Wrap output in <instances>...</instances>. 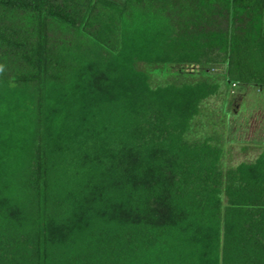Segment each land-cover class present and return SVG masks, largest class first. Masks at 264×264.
Wrapping results in <instances>:
<instances>
[{"label": "trees", "instance_id": "obj_1", "mask_svg": "<svg viewBox=\"0 0 264 264\" xmlns=\"http://www.w3.org/2000/svg\"><path fill=\"white\" fill-rule=\"evenodd\" d=\"M249 87L264 0H0V264H264Z\"/></svg>", "mask_w": 264, "mask_h": 264}, {"label": "rangeland", "instance_id": "obj_2", "mask_svg": "<svg viewBox=\"0 0 264 264\" xmlns=\"http://www.w3.org/2000/svg\"><path fill=\"white\" fill-rule=\"evenodd\" d=\"M236 98L233 113L237 115H229L226 121L227 136L231 134V138L235 139L228 144L225 158L227 166L252 161L264 151V91L249 87L246 93L239 91ZM211 101L212 106L218 110L217 113L223 114L224 103L227 102L225 95ZM220 127L224 128V125Z\"/></svg>", "mask_w": 264, "mask_h": 264}]
</instances>
